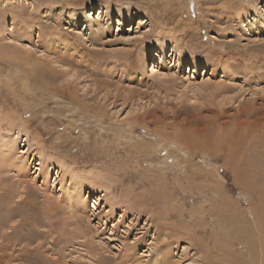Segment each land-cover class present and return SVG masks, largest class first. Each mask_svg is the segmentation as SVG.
Returning <instances> with one entry per match:
<instances>
[{"label": "rangeland", "instance_id": "obj_1", "mask_svg": "<svg viewBox=\"0 0 264 264\" xmlns=\"http://www.w3.org/2000/svg\"><path fill=\"white\" fill-rule=\"evenodd\" d=\"M263 205L264 0H0V264H264Z\"/></svg>", "mask_w": 264, "mask_h": 264}, {"label": "bare ground", "instance_id": "obj_2", "mask_svg": "<svg viewBox=\"0 0 264 264\" xmlns=\"http://www.w3.org/2000/svg\"><path fill=\"white\" fill-rule=\"evenodd\" d=\"M248 180H246V182H247ZM252 181V180H251ZM241 182L243 183L244 182V180L242 179L241 180ZM241 183V184H242ZM248 184V183H247ZM243 186V185H242ZM246 186V185H245ZM250 186V185H249ZM252 186V185H251ZM250 186V187H251ZM249 187V188H250ZM262 210H264V205H263V207H260ZM72 211V210H71ZM251 218V217H250ZM252 219V218H251ZM253 220H255L258 224H259V230H260V234H261V237L263 238V243H264V213H262V216H260V215H258L257 216V218L256 219H254L253 218ZM252 220V221H253ZM242 227H244V226H242ZM242 227H240V228H242ZM248 232H249V230H248ZM250 246V245H249ZM247 248H248V246H246ZM245 247V248H246ZM263 247H264V244H263ZM253 261V260H252Z\"/></svg>", "mask_w": 264, "mask_h": 264}]
</instances>
